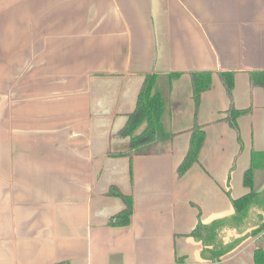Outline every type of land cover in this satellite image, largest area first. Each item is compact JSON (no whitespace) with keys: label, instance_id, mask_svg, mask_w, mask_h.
Instances as JSON below:
<instances>
[{"label":"crops","instance_id":"obj_1","mask_svg":"<svg viewBox=\"0 0 264 264\" xmlns=\"http://www.w3.org/2000/svg\"><path fill=\"white\" fill-rule=\"evenodd\" d=\"M0 30L17 46L16 93L0 104V264H217L191 233L264 190V85L250 74L264 71V0H0ZM195 71L213 72L198 111ZM219 71L234 72L233 100ZM149 73L174 136L163 152L125 154L119 131ZM232 103L250 109L243 148ZM196 122L204 145L179 176ZM257 249L264 231L219 264H256Z\"/></svg>","mask_w":264,"mask_h":264},{"label":"trees","instance_id":"obj_2","mask_svg":"<svg viewBox=\"0 0 264 264\" xmlns=\"http://www.w3.org/2000/svg\"><path fill=\"white\" fill-rule=\"evenodd\" d=\"M181 73H170L172 80ZM227 93L233 100L235 78L233 71H219L218 73ZM252 85H264V71H251ZM212 71L191 72L193 96L198 111L203 92L212 86ZM157 73L146 75L143 86L138 95L136 109L129 115L126 125L119 131V135L130 137V149L125 154L160 153L166 150L167 142L174 134L168 132L163 124L165 101L163 95L156 90ZM250 112V109H238L232 103L227 111L225 120L238 132L239 141L243 148L240 136L238 118ZM192 135L186 157L178 167V175L183 176L196 162L204 145L206 131L203 125L197 122L191 129ZM264 154V153H263ZM258 159L257 154L255 155ZM264 164V159H262ZM245 183L249 187L254 185L253 168L245 175ZM127 208L119 213L116 218L119 224H128L133 212V201L125 197ZM234 212L226 217L219 218L210 223L199 221L191 233L196 239L202 241V257L213 263L219 264L226 254L236 248L244 239L264 231V190L252 189L248 194L232 199ZM256 264H264V250L257 249L255 253ZM66 264V263H62Z\"/></svg>","mask_w":264,"mask_h":264},{"label":"rangeland","instance_id":"obj_3","mask_svg":"<svg viewBox=\"0 0 264 264\" xmlns=\"http://www.w3.org/2000/svg\"><path fill=\"white\" fill-rule=\"evenodd\" d=\"M16 32L17 31L15 29H10L8 31L9 36L11 38L15 37ZM4 34H6V31L0 30V104L1 103L6 104L7 100L9 99V94L7 93V86L13 85V89H14L13 95H12L13 97L15 96L16 85H17L16 77L11 75L10 71L7 70L8 60L10 59V57H12V54L16 52L17 46L12 45L14 40H11V39H8L9 43L6 44L7 39H4ZM2 37H3V40H2ZM8 73H10L9 77H7L6 75ZM10 90H11V87H10Z\"/></svg>","mask_w":264,"mask_h":264}]
</instances>
